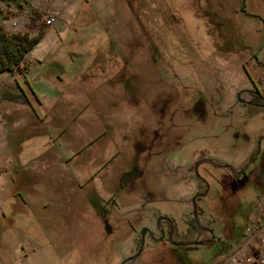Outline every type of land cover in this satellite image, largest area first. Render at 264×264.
<instances>
[{
  "label": "rangeland",
  "instance_id": "1",
  "mask_svg": "<svg viewBox=\"0 0 264 264\" xmlns=\"http://www.w3.org/2000/svg\"><path fill=\"white\" fill-rule=\"evenodd\" d=\"M130 10L136 17L129 16ZM47 13L57 14L50 26L43 20ZM0 23L8 31L30 34L44 27L28 50L32 70L26 77L19 72L17 80L11 79L15 90L0 86V264H118L137 245L127 218L136 226L153 227L161 210L151 203H160L170 187L173 159L188 164L196 155L237 161L255 135L264 132V106L235 99L238 89L254 90V86L264 95L261 0H151L150 6L141 7H128L122 0H18L0 4ZM111 35L127 50L125 67L136 72L131 85L125 80L109 110L126 133L151 127V158L147 161L140 153L137 161L143 174L112 194L115 207L107 203L111 226L107 233L98 207L80 198L83 172L67 159L65 145L53 130L49 135L54 145L38 157L37 148L49 135L40 130L23 139V131L28 128V112L43 114V106L71 94L49 81L46 73L52 70L54 78L75 75L79 80L100 49L112 47ZM215 46L217 54L208 55ZM21 63L25 64L24 56ZM6 74L0 71V78ZM84 95L85 106L92 108L98 92L90 89ZM131 95H138L137 102L131 101ZM195 102L200 110L194 108ZM182 176L185 183L178 190L190 209V194L201 184L190 173ZM94 189L101 197L108 195L98 178ZM262 197L249 211L247 224L254 216L258 223L264 221ZM174 208L182 212L184 203ZM247 209L239 196L233 214L236 236L221 249L242 236V214ZM260 234L264 240V226ZM203 235L197 231L195 237ZM217 248V241L195 245L186 263L205 264L221 252ZM223 252V259L231 254ZM250 252L257 254V246H251ZM147 264L177 263L160 254Z\"/></svg>",
  "mask_w": 264,
  "mask_h": 264
},
{
  "label": "flooded vegetation",
  "instance_id": "2",
  "mask_svg": "<svg viewBox=\"0 0 264 264\" xmlns=\"http://www.w3.org/2000/svg\"><path fill=\"white\" fill-rule=\"evenodd\" d=\"M216 51L217 49L213 48L208 52V55L217 54L218 51ZM239 90L243 101L237 100L235 93L237 102L264 106V95L256 86H254V90L240 88L237 91ZM243 93L248 94V97L242 96ZM137 96H130L133 103L137 102ZM148 101L151 104V96ZM194 108L200 110L198 102H195ZM126 132L122 127L117 130L119 140L122 141L119 154H122L123 168L117 175L114 186H103L108 190V195L101 197L93 186L85 185L80 197L90 205L98 207L97 213L100 215L102 229L107 233L111 230L106 218L107 203H111L115 207V200L111 199L112 194L117 187L126 188L125 184L131 178L143 174V167L137 161L140 153H143L142 157L147 161L151 158V127L149 126L147 130ZM183 162L176 159L171 161L170 175H173V180L170 187L164 191L160 203H151L152 206L161 210L154 217L153 227L145 223L136 226L130 218H127V228L135 232L137 245L132 252L122 256L118 264H123L126 261L147 264L154 261L160 254L165 260L170 258L177 264H187L186 262L192 258L189 250L195 245H211L217 241V249H221V245L236 236L233 214L237 208L239 196L248 207L242 214L245 219L244 223L249 216V211L254 208L253 204L263 200L264 132L262 131L255 135L250 149L237 161L195 155L188 161V164ZM184 167L185 169H183ZM131 172H136V174L130 175L124 183H121L122 176ZM183 173L188 175L190 173V176L201 184L190 194V209L185 206L183 192L178 190L180 185L185 183ZM192 198L195 203V212L193 211ZM200 200L203 204L198 202ZM178 202L184 203L185 208L182 212L174 208ZM212 220L215 222L214 224H210ZM105 223L109 226L108 231L105 229ZM218 229H221L222 234H219ZM197 231L204 235L201 238H196ZM196 240H205V243L190 242Z\"/></svg>",
  "mask_w": 264,
  "mask_h": 264
},
{
  "label": "crops",
  "instance_id": "3",
  "mask_svg": "<svg viewBox=\"0 0 264 264\" xmlns=\"http://www.w3.org/2000/svg\"><path fill=\"white\" fill-rule=\"evenodd\" d=\"M122 1L128 7L151 5V0ZM164 1L175 3L180 0ZM261 1L264 3V0ZM129 13V16L136 17L134 11L130 10ZM133 36L135 37L134 34ZM109 37L112 47L100 49V53L94 57L88 67L87 74H83L79 80L75 75L54 78V74L50 72L52 70L46 73L45 77L49 81L60 84L71 94L55 99L50 107L43 106V114L39 111L37 113V110L28 112L25 117V120L28 121V128L27 131H23L24 139L28 138L32 132L41 130L49 135V131L53 130L59 141H62L61 144L65 145L67 159L74 162L75 166L83 172L84 184L93 186V188L95 178H98L102 188L104 185L114 186L117 175L123 168L122 154H119L122 141L119 140L117 134L119 125H116L114 113H110L109 107L114 106L112 99L116 93L119 94L125 80L128 85L132 84L133 72H136L134 67H125L123 63L127 50L125 48L123 50V47L119 46L120 43L116 40V36ZM215 49H219V47L215 46ZM28 56L29 51L24 55L26 67L21 63V68L15 67L12 70H6L7 74L4 78H0L3 86L9 85L12 91L15 90L11 79L17 80L19 72L26 77L28 71L32 70L29 59H26ZM43 66L44 64L41 63L40 67ZM90 89L98 92L97 100L92 108L85 106L84 94ZM52 145H54V139H51L49 135L46 143L40 144L37 148L36 157L45 151L50 152Z\"/></svg>",
  "mask_w": 264,
  "mask_h": 264
},
{
  "label": "trees",
  "instance_id": "4",
  "mask_svg": "<svg viewBox=\"0 0 264 264\" xmlns=\"http://www.w3.org/2000/svg\"><path fill=\"white\" fill-rule=\"evenodd\" d=\"M18 0H0V4L17 2ZM44 27L38 26L35 33H28L24 30H6L0 23V71L2 70H12L19 66L21 58L30 49V47L36 42V40L42 34ZM247 225V221L245 226ZM245 229V228H244ZM244 231L241 232L243 234ZM233 244V243H232ZM230 244V246L232 245ZM230 246L222 251L227 250ZM231 249L223 252V254L228 253Z\"/></svg>",
  "mask_w": 264,
  "mask_h": 264
},
{
  "label": "built area",
  "instance_id": "5",
  "mask_svg": "<svg viewBox=\"0 0 264 264\" xmlns=\"http://www.w3.org/2000/svg\"><path fill=\"white\" fill-rule=\"evenodd\" d=\"M46 26L52 25L57 20V14L47 13L44 18ZM23 61L21 58L20 63ZM2 81H0V86ZM251 220L245 226L244 233L237 239L228 249H231V256L229 259H221V252L214 256L209 262L205 264H236L241 254H246L250 246H257V254L260 248H264V240H261L260 227L264 225L258 223V216L250 218ZM223 252V251H222Z\"/></svg>",
  "mask_w": 264,
  "mask_h": 264
},
{
  "label": "bare ground",
  "instance_id": "6",
  "mask_svg": "<svg viewBox=\"0 0 264 264\" xmlns=\"http://www.w3.org/2000/svg\"><path fill=\"white\" fill-rule=\"evenodd\" d=\"M263 226L264 225L260 227V230L263 229ZM261 250H264V248H260L258 254H256L255 252H250V246V249H248L246 254H241L236 264H264V253H261ZM230 256L231 254L228 255V257H226L225 259H229ZM221 259H223V256H221Z\"/></svg>",
  "mask_w": 264,
  "mask_h": 264
},
{
  "label": "water",
  "instance_id": "7",
  "mask_svg": "<svg viewBox=\"0 0 264 264\" xmlns=\"http://www.w3.org/2000/svg\"><path fill=\"white\" fill-rule=\"evenodd\" d=\"M239 94H240V90L236 92V98H237V100H239V101H243V98L240 97ZM132 174H136V172H131V173L124 174V175L122 176V178H121V183H124V182L127 180V178H128L130 175H132ZM192 201H193V198H192ZM192 204H193V211L195 212V203H194V201H193ZM105 229H106L107 231L109 230V226H108V224H106V223H105ZM190 242H193V243H205V240H196V241H190Z\"/></svg>",
  "mask_w": 264,
  "mask_h": 264
}]
</instances>
